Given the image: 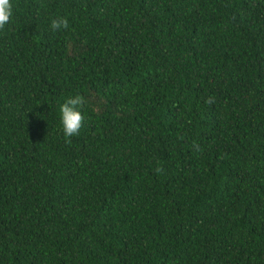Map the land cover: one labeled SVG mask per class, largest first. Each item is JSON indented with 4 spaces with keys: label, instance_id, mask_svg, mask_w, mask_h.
I'll list each match as a JSON object with an SVG mask.
<instances>
[{
    "label": "trees",
    "instance_id": "1",
    "mask_svg": "<svg viewBox=\"0 0 264 264\" xmlns=\"http://www.w3.org/2000/svg\"><path fill=\"white\" fill-rule=\"evenodd\" d=\"M11 3L0 264H264V0Z\"/></svg>",
    "mask_w": 264,
    "mask_h": 264
},
{
    "label": "clouds",
    "instance_id": "2",
    "mask_svg": "<svg viewBox=\"0 0 264 264\" xmlns=\"http://www.w3.org/2000/svg\"><path fill=\"white\" fill-rule=\"evenodd\" d=\"M13 15V5L11 0H0V29H2ZM50 27L53 31L59 30L61 27L67 28L68 21L66 18L53 19ZM206 103H213L212 98H208ZM85 103V99L81 95L68 98L61 106V125L62 131L66 138L79 135L84 117L79 111V107ZM70 142V140H69ZM157 172L161 171L160 168L156 169Z\"/></svg>",
    "mask_w": 264,
    "mask_h": 264
}]
</instances>
